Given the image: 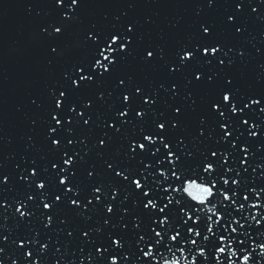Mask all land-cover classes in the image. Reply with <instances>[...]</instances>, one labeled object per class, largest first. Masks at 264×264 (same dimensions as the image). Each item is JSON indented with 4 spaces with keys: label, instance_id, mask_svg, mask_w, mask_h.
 <instances>
[{
    "label": "snow or ice",
    "instance_id": "1",
    "mask_svg": "<svg viewBox=\"0 0 264 264\" xmlns=\"http://www.w3.org/2000/svg\"><path fill=\"white\" fill-rule=\"evenodd\" d=\"M262 4L198 0L186 28L170 21L183 31L171 45L145 40L137 0L87 25L85 0L24 4L61 70L28 98L25 151L0 163V229H17L0 233V256L264 264V90L242 83L250 68L264 81Z\"/></svg>",
    "mask_w": 264,
    "mask_h": 264
},
{
    "label": "water",
    "instance_id": "2",
    "mask_svg": "<svg viewBox=\"0 0 264 264\" xmlns=\"http://www.w3.org/2000/svg\"><path fill=\"white\" fill-rule=\"evenodd\" d=\"M52 0H0V163L11 170L13 160L25 151L24 135L27 132L24 113L29 115L32 106L29 96L44 98L47 86L61 70L60 64H47L44 46L32 33L42 22L40 17L25 14L23 5L33 3L46 9ZM128 0H85L88 5L82 13L83 25L101 21L105 12L119 14ZM83 50H74L71 55L79 56ZM18 107L22 110L18 111ZM9 154H14L9 156ZM34 154V153H32ZM8 157V159H5ZM0 229L4 235L14 234L17 229L10 219ZM10 245V242H9ZM15 246L6 247L0 260L6 264Z\"/></svg>",
    "mask_w": 264,
    "mask_h": 264
}]
</instances>
